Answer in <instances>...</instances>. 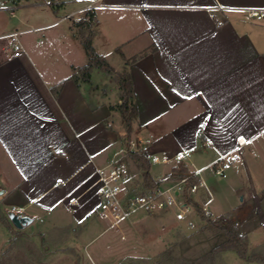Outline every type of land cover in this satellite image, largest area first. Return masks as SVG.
I'll return each mask as SVG.
<instances>
[{
  "label": "crops",
  "instance_id": "obj_1",
  "mask_svg": "<svg viewBox=\"0 0 264 264\" xmlns=\"http://www.w3.org/2000/svg\"><path fill=\"white\" fill-rule=\"evenodd\" d=\"M53 1L64 2L54 12L73 14L70 19L77 31L76 24L85 17L88 5L98 3ZM100 3L94 8L92 42L96 50L104 55L98 48V44L105 47L104 42L111 48L121 46L122 62L118 68L112 65L116 70L124 68L126 57L145 52L129 65L139 108L131 133L132 147L139 144V150L151 161L149 149L154 144L176 143L175 156L201 143L214 150L211 165L234 151L240 153L246 173L253 172L259 159H264V17L250 18L247 9H264V0ZM218 5L229 9L217 10ZM3 24L0 20V33L6 27ZM64 35L79 41L72 31ZM25 56L0 64V145L19 177L12 192H19L23 208L30 206L48 218L53 229L44 233L53 234L58 244L68 238L66 233L63 239L57 236L58 230L70 227L72 235L82 238L93 224L89 221L95 218L99 202L94 185L98 170L114 163L125 150L111 151L125 131L110 130L104 124L105 119L120 115L112 106L121 100L118 85V100L105 101L99 89H91L87 82L78 86L70 78L74 68L83 66L76 62L80 59L77 54L67 55L65 69L70 72L66 74L57 73L55 67L43 68L38 59ZM96 70L92 81L101 88L103 84L94 79ZM60 83L55 94L52 87ZM240 137L249 140L247 146L238 147ZM207 140L213 144L208 145ZM181 161L191 172L199 171V182L203 169L184 159L174 166ZM1 183L5 193L8 187ZM260 186L264 191V184ZM247 190L253 192L251 186ZM239 191H244L243 186ZM252 197L259 201L257 195ZM193 198L200 206L209 202L202 194ZM99 220L105 227L86 245L112 229L101 217ZM58 245L53 250L69 248L78 256L74 247Z\"/></svg>",
  "mask_w": 264,
  "mask_h": 264
},
{
  "label": "rangeland",
  "instance_id": "obj_2",
  "mask_svg": "<svg viewBox=\"0 0 264 264\" xmlns=\"http://www.w3.org/2000/svg\"><path fill=\"white\" fill-rule=\"evenodd\" d=\"M52 1L22 0L20 4H14L11 0H1L0 4L3 9L0 11V20L6 26L3 32L23 30L20 39L24 45V54L20 58H12L9 61L22 59L25 55V57L32 56L41 62L43 68L55 67L58 69L57 73L65 72L63 74H66L70 72L68 68L65 69L68 61L66 60L67 55L71 54V57H74L77 54L80 59L76 60V57L75 60L80 65L88 62V52L80 35L88 36L89 29L85 26H78L77 31L70 18L61 19L66 11L55 13L51 6ZM59 19L63 21L55 24L54 22ZM67 31H72L81 42L75 40L73 36H65L64 33ZM98 45L99 50L105 52L104 55L109 58L111 64L118 68L122 62L120 58L123 54L122 47L111 48L106 42H104L105 47ZM80 52L82 57L79 55ZM131 57L125 59L129 60ZM108 76L110 75L104 71L96 70L95 82L103 84V87L98 86L97 89L103 94L105 101L110 98L112 102H116L119 87L117 96L115 89L118 84L112 76L110 78ZM105 79L108 80L105 81ZM120 102H116L115 105ZM120 116L118 114V116L107 118L118 132L125 131ZM165 144H154L149 149L150 173L155 178H160L170 172L179 161L177 155L174 156L178 145L176 143ZM111 148L112 152L117 148L118 150L125 149L124 153H120L119 158L115 159L114 164L123 169L129 186H138L142 181V170L128 155L123 141L121 140L117 146L115 143ZM132 148L141 149L139 144ZM212 151L214 150L211 147L203 146L201 143L183 151L185 162L191 163L196 169H203L198 182L199 188L193 195L202 194L204 201H209L207 206L213 218H218L222 214L231 217L227 223L223 222V225L238 233L248 242L250 254L264 255V191L259 189L260 185L264 184V159H259L260 162L251 173H246L243 159H240L229 170L228 177L223 178L216 174L211 165ZM154 155L160 159L164 156L169 157L170 161L167 163L154 162ZM0 164V187L3 186L1 182L8 187L5 193H0V209L2 213H6L13 204L22 209L24 205L21 204L19 192H12L19 177L1 145ZM136 171L138 173H135ZM246 183H249L248 186ZM241 186L244 188L242 192L239 191ZM249 186L253 189L252 193L247 190ZM252 195H257L259 201H256L257 198ZM99 205L100 199L97 203L95 218L89 221L93 224L82 238L72 235L70 227L60 229L58 232L56 229L53 230L62 239L66 233L68 238L58 241V244L61 242L62 246L74 247L78 256L69 248L53 250L59 245L54 243L53 234L47 236L44 233L53 229L52 225L49 224L44 214L30 206L23 209L27 213L35 214L36 217L30 225L22 229V232H18L12 223L0 220V264H135V260L148 262L149 259H155L167 249H172L176 255L193 264H264L242 260L232 248L221 249L229 245V237L225 231L202 220L197 212L190 214L189 219L183 222L176 220L171 211H155L152 214L139 213L137 218L126 220L120 228H112L99 235L94 242L86 245L105 227L103 223L99 224ZM236 222L239 224L237 225ZM191 223L194 227L190 226ZM78 227L82 228V226Z\"/></svg>",
  "mask_w": 264,
  "mask_h": 264
},
{
  "label": "built area",
  "instance_id": "obj_3",
  "mask_svg": "<svg viewBox=\"0 0 264 264\" xmlns=\"http://www.w3.org/2000/svg\"><path fill=\"white\" fill-rule=\"evenodd\" d=\"M92 2L86 9H94L100 3ZM217 10L229 9L228 6L218 5ZM247 15L250 18L264 17V9L248 8ZM73 14L63 16L62 19L71 18ZM23 30H13L0 33V64L12 58H20L24 54V45L21 42L20 35ZM259 135H255L254 139H258ZM249 140L245 137H240L237 140L238 147L247 146ZM207 144H213L211 140H207ZM133 145V143H132ZM254 155L258 152L251 148ZM179 160L184 159L183 151L177 154ZM241 158L239 152L230 151L221 155L213 163V168L216 174L223 178L228 177L229 170ZM154 162L167 163L169 157L164 156L160 159L158 156H153ZM199 171H192L188 175L172 181L162 183L156 189L146 192H135L133 187L129 186L124 176V171L120 166L114 163L107 165L105 168L98 170L97 180L94 182L100 199V217L108 223L109 228H120L121 224L126 220H131L137 217L139 213L152 214L155 211H171L176 220L187 221L190 214L197 212L196 207L189 201V197L198 190V182L190 183L192 178H198ZM136 187V186H135ZM204 213L212 217V212L207 205L202 206ZM10 210L19 211V207L13 205ZM231 217L224 216L223 222H226ZM238 225L239 223L236 222ZM194 227L193 224H190Z\"/></svg>",
  "mask_w": 264,
  "mask_h": 264
},
{
  "label": "trees",
  "instance_id": "obj_4",
  "mask_svg": "<svg viewBox=\"0 0 264 264\" xmlns=\"http://www.w3.org/2000/svg\"><path fill=\"white\" fill-rule=\"evenodd\" d=\"M14 4H20L22 0H11ZM51 2V6L54 11H57L59 7L63 4ZM95 21V12L94 9H86L85 17L77 22L78 26H85L89 29V35L84 37L80 35L83 44L88 52L89 60L86 64L79 68H74L73 73L70 78L78 85L82 82H87L91 85V89L96 90L97 85L93 84L92 73L95 69H100L106 72L108 75L112 76L114 80L118 83L119 87V99L121 102L112 108H117L120 112L122 121L125 126V132L120 134V139L123 141L128 155L137 163L138 167L142 170V181L141 183L133 187L135 192H146L149 190L156 189L162 183L167 181L177 180L186 175H188L191 170L185 165L182 161L179 162L172 170L164 174L160 178H155L150 173L151 161L150 159L140 150L132 149L131 133L133 130V124L137 121L139 116L138 104L135 100L136 94L134 89V83L131 71L129 70V65L134 64L140 57H142L145 52L136 54L126 60V66L122 70H116L109 60L99 53L93 45L92 38L94 34L93 22ZM83 34V33H82ZM62 83L52 87L53 92L58 94L61 89ZM105 127L107 129L113 130V125L109 122V119L104 121ZM198 182V178H192L190 183ZM189 201L196 207L197 213L200 215L202 220H206L207 223L225 231L229 237V245L221 249L226 250L232 248L235 250L239 258L249 262H258L264 263V255L261 254H250L248 251V242L243 239L238 233L232 231L227 226L223 225L224 214L218 218H213L207 216L202 206L191 196ZM0 220L5 221L6 223H11L8 212L2 213L0 209ZM18 232L23 230L18 229ZM135 264H193L187 261L185 258L178 256L174 253L172 249H167L161 252L158 257L155 259H149L148 262L143 260H135Z\"/></svg>",
  "mask_w": 264,
  "mask_h": 264
},
{
  "label": "water",
  "instance_id": "obj_5",
  "mask_svg": "<svg viewBox=\"0 0 264 264\" xmlns=\"http://www.w3.org/2000/svg\"><path fill=\"white\" fill-rule=\"evenodd\" d=\"M5 190V187L1 185L0 187V193L2 194ZM8 217L11 221V223L17 228V229H24L28 225H30L34 220L35 217L29 213H27L25 210H19V211H13L8 210Z\"/></svg>",
  "mask_w": 264,
  "mask_h": 264
}]
</instances>
